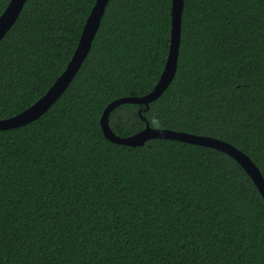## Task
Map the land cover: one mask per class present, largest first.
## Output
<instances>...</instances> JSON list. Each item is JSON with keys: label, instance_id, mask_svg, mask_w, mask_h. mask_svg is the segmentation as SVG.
I'll use <instances>...</instances> for the list:
<instances>
[{"label": "trees", "instance_id": "trees-1", "mask_svg": "<svg viewBox=\"0 0 264 264\" xmlns=\"http://www.w3.org/2000/svg\"><path fill=\"white\" fill-rule=\"evenodd\" d=\"M11 0H0V16ZM97 0H27L0 41V119L66 69ZM173 0H109L76 76L39 118L0 130V264H264V197L229 154L111 141L101 118L143 96L169 56ZM224 139L264 175V0H185L176 76L109 116Z\"/></svg>", "mask_w": 264, "mask_h": 264}, {"label": "water", "instance_id": "water-1", "mask_svg": "<svg viewBox=\"0 0 264 264\" xmlns=\"http://www.w3.org/2000/svg\"><path fill=\"white\" fill-rule=\"evenodd\" d=\"M27 0H11L0 16V41L12 28L21 14ZM109 0H97L85 23L79 44L66 69L55 80L53 85L30 107L11 117L0 119V130L11 129L30 123L39 118L57 101L72 82L77 72L84 63L92 47L93 40L101 25L102 17ZM185 0H173L172 5V37L170 52L165 69L155 87L143 96H123L113 100L104 110L101 125L104 134L113 142L140 146L153 138H168L183 142L199 144L223 151L236 159L251 176L254 183L264 197V175L254 160L243 150L234 144L209 135H200L186 131H178L168 128H156L147 123L146 127L130 136L116 134L109 123L110 113L117 106L124 103H141L149 107V104L158 99L173 82L178 68V59L182 34V17Z\"/></svg>", "mask_w": 264, "mask_h": 264}]
</instances>
